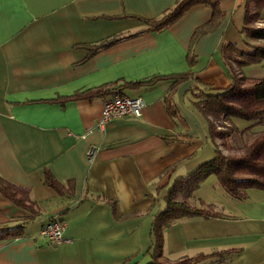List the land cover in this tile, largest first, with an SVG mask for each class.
<instances>
[{"label": "crops", "instance_id": "0c3cea01", "mask_svg": "<svg viewBox=\"0 0 264 264\" xmlns=\"http://www.w3.org/2000/svg\"><path fill=\"white\" fill-rule=\"evenodd\" d=\"M177 1L0 0V179L25 190L30 202L22 207L0 193V226L20 231L0 235V264L152 261V220L173 181L214 155L196 94L230 85L221 48H244L247 0H209L160 31L90 50L144 27ZM262 69L264 63L242 72L262 77ZM114 81L143 82L120 91L143 99L140 116L116 117L99 129L110 96L48 102ZM212 176L195 192L214 179V212L174 221L163 232V256L264 264V190L230 198ZM53 219L63 224L61 241L40 233Z\"/></svg>", "mask_w": 264, "mask_h": 264}, {"label": "trees", "instance_id": "16d2710c", "mask_svg": "<svg viewBox=\"0 0 264 264\" xmlns=\"http://www.w3.org/2000/svg\"><path fill=\"white\" fill-rule=\"evenodd\" d=\"M209 0H178L176 5L155 20H144V27L123 36L104 40L93 46L90 54L97 53L116 42L148 31H160L179 19L188 9L198 4H207ZM244 23L240 33L243 35L244 48L225 43L221 48V59L230 75L231 83L225 88L198 90L196 108L206 119L208 139L214 148V156L200 163L193 172L176 178L166 197V205L152 220L153 236L152 261L147 264H200L207 255L183 256L169 259L163 256V232L179 218L198 213L214 212L209 209L192 208L187 200L200 187L208 176H215L224 191L234 199H243L248 188L264 190V76H246L243 67L264 63V25H254L260 13L264 14V0H247ZM197 29L194 35L198 34ZM200 32V31H199ZM181 75L180 77H182ZM143 82H109L94 88H88L60 96L48 102H59L96 97L122 95L121 89L136 86ZM242 120L246 126L238 128L233 120ZM236 134L240 142L227 143V139ZM238 150L222 153L219 144ZM45 180L54 186V180L47 173ZM57 188V186H56ZM61 191V188H57ZM0 193L12 203L22 207L29 206L27 193L20 187L0 179ZM19 227L0 226V235L14 237L19 235Z\"/></svg>", "mask_w": 264, "mask_h": 264}, {"label": "built area", "instance_id": "2783aa9c", "mask_svg": "<svg viewBox=\"0 0 264 264\" xmlns=\"http://www.w3.org/2000/svg\"><path fill=\"white\" fill-rule=\"evenodd\" d=\"M144 105L141 97H130L125 95H114L106 99L103 103L100 119L96 125L102 129L104 124L109 120L122 116H140L142 106ZM94 153L93 148H89L86 152L87 158L90 159ZM63 224L57 219L48 222L40 231V233L52 241L63 240L62 236Z\"/></svg>", "mask_w": 264, "mask_h": 264}, {"label": "rangeland", "instance_id": "374dc122", "mask_svg": "<svg viewBox=\"0 0 264 264\" xmlns=\"http://www.w3.org/2000/svg\"><path fill=\"white\" fill-rule=\"evenodd\" d=\"M254 25L256 26H263L264 25V14L260 13V15L257 16L256 18V21L254 23ZM251 66V65H250ZM250 66H247V67H243L242 70H245L246 68H249ZM257 68H261V67H257ZM260 70V69H259ZM249 71V70H248ZM246 73V71H245ZM262 74L264 75V69H262ZM236 138V140H238L240 142V138L239 136H236V135H233L231 136L230 138H228L227 140V143H229L233 138ZM217 143L219 144V149L222 153H231L232 151L230 150H227V148L223 145H221V142L220 141H217ZM209 146V148L213 151V153L215 152L214 151V148L213 146L208 143L207 144ZM214 156V155H213ZM212 156V157H213ZM211 157V158H212ZM212 178H215V176H212ZM214 181V179L212 180ZM212 181H209V185H205V187L201 190V191H197L195 193H193L192 197H190L188 200H187V204L189 206H191L192 208H202V209H210L211 207L213 208V205H211L210 201L212 200L211 197H214V199H217V195L214 194V196L212 195L211 190L210 188L212 187ZM218 186V185H217ZM219 188L221 189V191L223 192L222 195L223 196H229L224 190L223 188L220 186L219 184ZM230 197V196H229ZM231 198V197H230ZM217 202H219V200H217Z\"/></svg>", "mask_w": 264, "mask_h": 264}]
</instances>
